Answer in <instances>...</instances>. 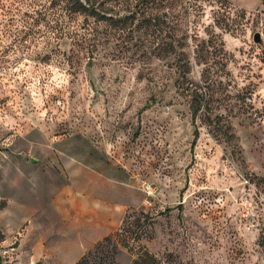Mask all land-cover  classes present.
Returning a JSON list of instances; mask_svg holds the SVG:
<instances>
[{
  "label": "rangeland",
  "instance_id": "1",
  "mask_svg": "<svg viewBox=\"0 0 264 264\" xmlns=\"http://www.w3.org/2000/svg\"><path fill=\"white\" fill-rule=\"evenodd\" d=\"M50 2L0 0L3 264H132L125 248L94 252L127 215L145 227L142 210L155 219L140 243L159 257L264 264V0H163L160 13L182 16L185 54L134 64L117 40L88 64L50 17L34 25ZM21 14L34 31L9 22ZM19 28L38 40L29 51L10 46Z\"/></svg>",
  "mask_w": 264,
  "mask_h": 264
},
{
  "label": "trees",
  "instance_id": "2",
  "mask_svg": "<svg viewBox=\"0 0 264 264\" xmlns=\"http://www.w3.org/2000/svg\"><path fill=\"white\" fill-rule=\"evenodd\" d=\"M125 1L128 4L125 5ZM162 1L136 0L134 3H130L128 0H51L50 15H47L46 7L43 8L44 10H35L38 15L45 11L41 19H34L33 14L31 17L35 21L34 25L39 24L41 20L47 21V16L50 17V27L59 32L56 39L68 38L87 53L90 52L88 64L93 62L94 52L97 51L99 46H111L112 42H116V40L118 42L115 45H121L124 53L131 51L132 64H134L137 61L146 62L147 60L160 58L163 55L164 57L171 55L181 57L182 54H185L182 48H185L187 42L183 40L188 38V33L182 31V16L172 11L160 13L158 9L163 5ZM23 16L21 14L20 17L9 22L13 23L19 19L18 22L20 23L24 18L23 24L27 28L26 32L34 31L28 19L30 13L25 12V16L28 18ZM53 22L56 25L52 26ZM1 25L2 21L0 20ZM18 31L22 32L20 28L17 30L18 36L13 35V43L10 46L23 52L31 50L33 44L38 40L31 38V43H28L30 37H27L28 35L20 36ZM14 32L16 34V29ZM178 32H182V35H179L180 38L177 36ZM215 40L216 35L212 34L198 45L197 52H199L201 59H208V55L214 52L212 51L213 47L215 50L218 49L214 45ZM34 45L36 46V44ZM0 46H2L1 38ZM179 48L182 49V52L178 51ZM180 61V74L184 79H187L190 62L183 59ZM69 65L72 64L69 62ZM194 91L196 103L193 112L197 114L201 110L203 92L200 94L197 88ZM178 207L181 210L182 204H179ZM170 210L171 208H167L165 211ZM128 216L115 235H108L102 242L98 243L95 254L104 250L107 246H111L116 253L120 248H125L131 252L134 255L132 264H183L177 260L172 252H169L166 258L159 257L140 243V240L147 235L149 227H152L155 219L154 215L143 210L140 211V216L145 217V227L143 228L137 226L135 221H128ZM0 264H3L1 253ZM98 264H103V261Z\"/></svg>",
  "mask_w": 264,
  "mask_h": 264
},
{
  "label": "crops",
  "instance_id": "3",
  "mask_svg": "<svg viewBox=\"0 0 264 264\" xmlns=\"http://www.w3.org/2000/svg\"><path fill=\"white\" fill-rule=\"evenodd\" d=\"M96 211H97V210L94 209V212L89 213V215H91V214L94 215V213L97 214ZM98 226H99V225H98ZM98 226L96 225V227H98ZM108 226H110V225H108ZM101 228H102L103 230L99 229V230L97 231V234H96L94 237H92V238L90 239V241H88L87 245H85V246L83 247V250H85V248H90V247H92L95 243H97L99 240H101L104 236L108 235V234L112 231V229H113V225L110 226V229H109V227H104V226H102ZM83 252H84V251L81 252V255L83 254Z\"/></svg>",
  "mask_w": 264,
  "mask_h": 264
},
{
  "label": "water",
  "instance_id": "4",
  "mask_svg": "<svg viewBox=\"0 0 264 264\" xmlns=\"http://www.w3.org/2000/svg\"><path fill=\"white\" fill-rule=\"evenodd\" d=\"M255 41L256 42H259L260 41V35H259V33L255 36Z\"/></svg>",
  "mask_w": 264,
  "mask_h": 264
}]
</instances>
